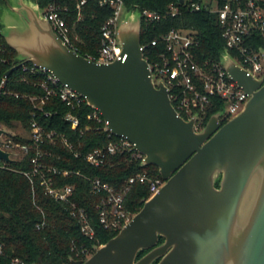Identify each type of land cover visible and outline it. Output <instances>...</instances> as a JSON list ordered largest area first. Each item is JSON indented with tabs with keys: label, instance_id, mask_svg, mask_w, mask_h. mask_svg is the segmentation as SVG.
<instances>
[{
	"label": "water",
	"instance_id": "obj_1",
	"mask_svg": "<svg viewBox=\"0 0 264 264\" xmlns=\"http://www.w3.org/2000/svg\"><path fill=\"white\" fill-rule=\"evenodd\" d=\"M7 2L1 33L21 61L7 75L24 62L51 70L101 112L106 131L132 142L145 155L142 165L157 166L165 180L116 236L72 264H264V77L254 78L224 54L227 71L250 99L225 124L217 112L198 131L197 116L179 115L168 87L154 81L139 10H127L119 27L127 58L104 63L65 44L38 2ZM0 160L14 159L0 148Z\"/></svg>",
	"mask_w": 264,
	"mask_h": 264
},
{
	"label": "trees",
	"instance_id": "obj_2",
	"mask_svg": "<svg viewBox=\"0 0 264 264\" xmlns=\"http://www.w3.org/2000/svg\"><path fill=\"white\" fill-rule=\"evenodd\" d=\"M34 1L38 2L41 8H45L53 0ZM55 1L69 8L65 17L73 35L79 38L76 40L77 52L85 57L97 58L102 38L101 27L113 14L112 8L90 0L83 6L82 16L79 18L77 0ZM123 1L128 11L139 10L142 13L147 9L162 14L159 21H142L141 43L149 44L144 54L150 63L156 61L163 50L162 43L154 47L151 41L173 27L198 31L200 44L196 54L199 61L220 59L225 49V40L217 14L206 10L192 11L182 5L178 15H167L169 6L172 3L178 4V0ZM5 3L6 0H0V14ZM2 27L0 22V45L4 48L1 55L6 58L5 62L0 63V82L11 68L21 63L17 59V51L3 37ZM258 40L264 47V38L260 37ZM42 79L41 73L26 71L22 65L7 76L5 86L0 88V126L8 128V135L15 142L29 145L33 144L30 132L34 121L46 132L56 131L59 134L54 142L49 139L43 142L42 160L61 170L69 171L67 175L54 176L56 185L74 186L71 200L87 211L95 235H86L78 219L72 215L70 205L48 195L38 176H29L33 170L31 159L35 155V150L31 148L19 159L7 163L0 161V264H12L14 258H19L26 264H72V258L87 259L85 250L93 254L96 245L106 243L119 233L105 229L100 223L96 205L104 195L94 192L92 179L98 177L116 189H121L128 178L138 172L145 171L154 177L161 175L157 166H143L141 160L133 157L131 152L110 156V163L103 166L91 165L86 160L88 152L105 147L110 141H117L120 137L106 131L104 123L88 117L93 108L87 103L72 109L57 96H53L43 105V110H40L36 107L38 102L32 101L30 97L43 94L39 84ZM224 107L221 102L211 108L209 117ZM70 111L80 117L81 124L77 129H73L64 119L65 114ZM45 112H50L51 115H45ZM225 123L224 121L222 124ZM18 125H21L28 135L9 133ZM60 134L70 140L72 149L64 144ZM150 195L148 183H136L127 194V208L132 214L137 213L143 206V200L148 199ZM163 240L164 238H161L160 242ZM146 251L141 252L139 257Z\"/></svg>",
	"mask_w": 264,
	"mask_h": 264
},
{
	"label": "built area",
	"instance_id": "obj_3",
	"mask_svg": "<svg viewBox=\"0 0 264 264\" xmlns=\"http://www.w3.org/2000/svg\"><path fill=\"white\" fill-rule=\"evenodd\" d=\"M88 1L90 0H77L76 9L79 18L82 16L83 6ZM96 1L100 5L110 6L113 14L105 20L101 27L102 38L97 58L92 56L88 58L104 63L125 60L127 54H122V43L118 37L122 13L127 11L124 1ZM178 2L180 4L172 3L169 6L167 15H178L182 5H186L192 11L206 10L217 14L222 29V37L225 40V49L220 59H206L204 61H199L197 58L196 50L200 40L198 31L195 29L173 27L161 37L151 41V45L154 47L163 44L159 58L153 63L148 61L154 81H163L168 87L172 103L179 115L188 120L197 116L195 127L196 130L200 131L206 126L205 121L209 117L211 108L216 107L221 102L224 103V109L218 111L222 112L220 122L223 123L241 113L250 99V94L227 71L221 59L224 54L231 55L240 67L254 78L264 77V47L258 40L260 37L264 38V0H184V2L178 0ZM68 11L67 6H61L55 0L42 8L43 16L50 22L58 36L71 49L77 51L76 40L79 38L77 35H73V31L66 20L65 14ZM141 16L142 21L155 22L161 19L162 14L145 9ZM148 45L141 43L144 51ZM3 51L4 48L0 45V63L6 61V58L1 55ZM22 66L26 71L43 75V79L39 83L43 94L30 97L32 101L38 102L36 107L40 110H43V105L53 96H57L72 109L79 108L84 103L89 105L84 95L72 89L68 84L60 82L59 78L46 67H39L33 63L31 65L23 63ZM7 76L6 74L1 80L0 88L5 86ZM45 115H51V113L45 112ZM88 117L104 123L106 130L108 121L104 119L98 109L93 108ZM64 119L73 129H77L81 124L80 117L72 111L66 113ZM108 132L112 134L110 131ZM3 135H7V139L3 142L0 141V148L5 151L11 152L14 149H19L26 154L31 148L35 150V155L31 159L33 170L29 176H38L40 184L45 188L48 195L57 201L68 203L72 215L78 219L82 231L93 237L95 231L89 214L83 207H79L76 202L71 200L74 186L71 184L56 185L54 176L57 174L67 175L69 171L61 170L42 160L44 155L43 142L45 139L54 142L59 134L56 131L46 132L37 121H34L30 132L33 139L32 145L15 142L7 132L0 137ZM60 137L68 148H73V144L65 135L60 134ZM124 152H131L132 156L140 159L141 162L145 159V155L138 151L132 142L125 137H120L117 141H110L105 147L88 152L86 160L91 165L99 167L109 164L110 156ZM0 161L7 163L4 160ZM92 183L94 192L104 195L96 205L100 223L105 229L120 231L134 215L126 206L127 194L133 186L136 183H148L151 192L148 199H150L159 192L165 180L161 175L154 177L143 171L129 177L121 189H116L98 177L92 179ZM38 226L40 227L41 224ZM84 252L87 258L88 255H92L86 250ZM12 264L26 263L19 258H14Z\"/></svg>",
	"mask_w": 264,
	"mask_h": 264
},
{
	"label": "rangeland",
	"instance_id": "obj_4",
	"mask_svg": "<svg viewBox=\"0 0 264 264\" xmlns=\"http://www.w3.org/2000/svg\"><path fill=\"white\" fill-rule=\"evenodd\" d=\"M7 11H10V9L8 7V2H6L4 5H2L1 14H2V12L3 13H7ZM125 16H126V12H123L122 13V17H121V23L125 19ZM0 20H1V18H0ZM0 127L2 129H4L8 133V128L2 127V126H0ZM11 131L12 132H9V133H16V134H21V135H28V133L22 128L21 125H18L16 127V129H13ZM6 139H7V135H3V136L0 137V141H2V142L5 141ZM11 153H12V158L13 159H19V158H21L24 155V153L21 152L19 149H14V151H11ZM90 256H91V254L88 255V257H90Z\"/></svg>",
	"mask_w": 264,
	"mask_h": 264
},
{
	"label": "flooded vegetation",
	"instance_id": "obj_5",
	"mask_svg": "<svg viewBox=\"0 0 264 264\" xmlns=\"http://www.w3.org/2000/svg\"><path fill=\"white\" fill-rule=\"evenodd\" d=\"M6 2H7V0H6ZM147 252V251H146Z\"/></svg>",
	"mask_w": 264,
	"mask_h": 264
}]
</instances>
